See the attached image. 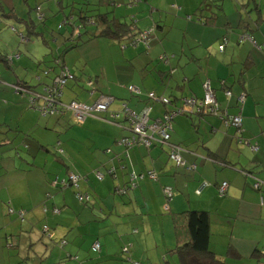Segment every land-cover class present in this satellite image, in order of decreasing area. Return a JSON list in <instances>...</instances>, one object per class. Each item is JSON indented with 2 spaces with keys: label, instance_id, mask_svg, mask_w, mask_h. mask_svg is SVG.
<instances>
[{
  "label": "crops",
  "instance_id": "obj_1",
  "mask_svg": "<svg viewBox=\"0 0 264 264\" xmlns=\"http://www.w3.org/2000/svg\"><path fill=\"white\" fill-rule=\"evenodd\" d=\"M28 1L25 0V8L20 11L10 7L11 10L6 12L0 4V12L17 22L0 20V34L8 29L13 32L8 34L13 37L9 47L16 50L17 35L28 42L27 46L18 47L20 51L16 55H9L7 49L0 46V264H45L40 257V246L37 251L32 249L35 244H41L45 248L43 254L48 252L45 238L40 237L42 223L67 225L68 237L76 236L73 243L63 246L64 249L55 246L60 252L54 257L50 253L46 264H99L100 261L115 264L111 258L119 256L124 248L129 252V262L132 258L142 264H157L152 262L155 254L159 256L185 239V233L179 239L174 220L187 210L209 214L211 249L224 264H264V0H100V4L106 6L101 11L115 9L110 18L130 23L134 20L140 31L141 22L156 27L148 50L142 43L133 45L135 50H127V47L110 50L109 41L119 42L95 37L91 43L108 46V50L88 54L73 49L66 51L65 43L70 37L66 36L65 27L69 25L62 28L65 42L60 56L74 75L75 84L71 88L78 83L82 90L86 87L91 92L88 101H81V94L73 99L70 94L73 91H69L65 98V88L60 98L63 105H91L92 101L106 95L101 92L97 97L95 93L99 92L100 82L107 80L108 87L104 90L109 94L106 96L113 98L109 107L111 112H120L123 105L136 112L149 107L151 121L157 122L181 106L182 98H202L205 81L212 80L223 113L243 117L242 132L226 126L216 117L176 115L170 141L182 148L183 160L187 165H194L195 170L176 167L169 158L168 147L122 148L118 140L129 136V124L125 120L127 125L119 128L92 116L75 127V119L69 112L53 113L58 118L53 114L42 116L28 106L25 98H19L10 90L15 84H27L36 92H42L58 74L54 68L44 77L46 67L41 70V64L48 52L44 50L39 56L29 45L32 35L41 36L47 48H50L51 39L35 30L32 22L34 9ZM59 6L62 7V3ZM72 14L73 11L67 19L73 17ZM38 17L43 19L44 15L39 12ZM21 22L29 32L18 27L14 31ZM85 31L92 35L93 28L88 27ZM49 32L53 36L54 33ZM247 35L249 37H244ZM53 38L58 45L59 39ZM221 46L225 47L224 51L220 50ZM165 56H170L169 60ZM119 59L126 60L124 69L118 66ZM100 60L101 67L93 69V62ZM130 61L131 65L127 64ZM78 65L82 68L79 69ZM108 68L116 75H127L125 84L139 87L143 95H132L128 87L116 81L110 84ZM15 71H23L24 77ZM95 72L97 76L101 75L96 80L90 75ZM223 82H227L232 90L231 98L226 96ZM150 93L170 98L172 103L164 105L150 100ZM242 93L246 95L245 101L238 103L237 96ZM114 104L119 110L113 109ZM241 137L246 139L245 144L240 143ZM54 144L56 151L52 147ZM50 150L56 156H51ZM32 154L35 157H31ZM65 155L70 156L69 160ZM212 160L225 162L230 167L216 165ZM113 168L115 176L108 172ZM94 169L105 174L102 182L107 185L109 193L128 184L133 172L138 175V185L125 195L126 198L112 199L109 193L100 196L103 205L98 208V201L93 203V215L83 222L78 207L61 211L70 201L61 203V208L57 205L59 200L52 196L55 188L51 187L54 178L50 172L57 173L56 178L60 180L69 172L80 174L86 177L87 184L93 181L98 192V180L89 173ZM151 171L157 175L156 179L150 178L148 172ZM245 172L252 175L247 176ZM256 181L263 184L261 189L255 187ZM224 183H228V188L225 194H221L220 187ZM165 187L173 189L169 201L163 193ZM81 188L88 190L85 185ZM41 204H45L48 211L42 212ZM52 205L60 211L54 213L50 210ZM9 207L15 214L8 213ZM20 211L25 212L23 217L18 214ZM68 214L77 220L65 219L69 223H64L62 219ZM96 214L105 217L98 221L94 219ZM105 218L110 221L103 222ZM93 221L100 223V235L94 242H100L101 251L97 254L105 255V261L93 260L94 242L91 251L87 249L88 256L79 249L81 244L76 246L77 239L87 235V227ZM184 223L181 218V226ZM78 233L83 236H77ZM157 235L160 241L156 239ZM71 252L77 254L78 260ZM124 263L127 262L118 261L117 264Z\"/></svg>",
  "mask_w": 264,
  "mask_h": 264
},
{
  "label": "rangeland",
  "instance_id": "obj_2",
  "mask_svg": "<svg viewBox=\"0 0 264 264\" xmlns=\"http://www.w3.org/2000/svg\"><path fill=\"white\" fill-rule=\"evenodd\" d=\"M0 1H1L0 4L4 6V9L6 10V12H9V10H11L10 7H12V9H17L19 11L22 10L23 8H25V0H0ZM28 2H29L28 3L29 6L34 9V10H32V12H33L32 22L34 23L35 30L37 32L45 33L44 35L46 36V38L47 39H51L50 48H47V47H45L46 43H45L44 40H42L41 36L32 35L31 36V41L29 42V45L32 48V50H34L39 56L43 55L44 50H47V52H48L47 56H45V58H44V63L41 64V66H42L41 70H43L46 67V69H44L43 71H45V70L49 71L51 68L56 67L55 69L60 71V66L58 67V65L56 64V62H57L56 59L60 58V53L64 49L63 44L65 42V37L62 35L63 34L62 29L60 30L59 27H60V25L62 23H64L65 19H67L69 17V15L71 14L72 11H73V14L79 13L80 9L84 8V6L87 3L93 4V0H29ZM59 3H62V7L59 6ZM72 6H74L75 9H73ZM172 7H174L175 9L177 8L176 5H173ZM110 9H113V8H110ZM113 10L115 11V9H113ZM39 12L44 15L43 19H40L38 17V13ZM77 15H79V14H77ZM0 20H7V21H11V22L17 23L12 18H6V16L2 12H0ZM144 23L145 22H141L140 23L141 24L139 26L140 29L146 30V29L150 28V25H145ZM17 27L20 30L24 31L25 33L27 31L29 32L28 27L23 22L19 23V25H17L15 28L13 27L15 29L14 30L15 32H16V28ZM75 27H78V26H75ZM65 28H67L66 36L70 37V33H71L73 28L71 26H68V27H65ZM49 31L53 32L54 33L53 36H56L59 39L58 45L56 44L55 39L53 38L52 34ZM63 31H65V29H63ZM8 34H13L11 29H8V30L4 31L2 34H0V46H4L7 49V51L9 52V55L19 54L20 50H18V47L19 46L25 47V46H27L28 42L23 40V39H21L20 35H17L19 43H18V46L16 47V50H14V48H10L9 45H8L9 42L13 38V37L9 36ZM98 39H100V38H98ZM22 40H23V42H22ZM28 40H30V38ZM90 40L93 41V36L88 35V34H83V36L81 37V40L72 41V42H70L68 40L65 43V47H69L72 44L74 46V49L72 51H74V50H75L74 52H79L80 51L82 54L83 53H87L88 54L90 52L92 53L95 50H98V51L108 50V46H104L103 47L98 42L91 43ZM81 45H82V47L78 48ZM114 47H116V49H119V50H124L123 49L124 43L123 44H119V43L114 44V42H110L109 41V49L113 50V49H115ZM127 48H128L127 50H135L134 49L135 47H132V46H128ZM23 52L26 55V52L25 51H23ZM131 63H132V61L127 62V64H129V65H131ZM101 64H102L101 60L98 61V62H96V61L93 62V69H97L98 67H101ZM118 66H120V68L124 69L126 67V60L119 59ZM2 67L4 68L3 65H2ZM78 68L81 69L82 66L78 65ZM15 72H17L20 77H24V75H25L23 71H15ZM106 72H107L108 77L110 79V84H113V81H116L120 85H125L126 87H128L129 84H125L126 80L128 79L127 75H124L122 73H119V74L116 75L115 71H112L109 68L106 69ZM125 74H126V72H125ZM90 75L93 77L94 80H96V78H98V77L99 78L101 77V75L97 76L96 72L94 74H90ZM78 76L81 77L79 74H78ZM89 79L90 78H87V80H89ZM72 81H70L68 83V86H66L65 98H66L67 93H69V91H73V92H70V94L73 95V99H77L78 94H81L82 98L80 100L81 101H88L90 99V97H91V92L89 91V89L84 86L85 90H82L80 84H78V83L73 88H71V86H73L75 84V81L74 80H72ZM69 84H70V88H69ZM7 85H9V84H7ZM100 85L102 87L101 86L98 87L99 92L95 93V94H97V97L100 96L101 92L105 93L106 95H109L108 92H106L104 90V89H106V87H108L107 86V80H106L105 83L104 82H100ZM95 89L96 88H94L93 90H95ZM10 90H12V89H10ZM12 92H14V91L12 90ZM18 97L19 98H23L20 94H18ZM98 98L94 102L92 101L91 105H94L95 103H97ZM5 101L6 100L4 99L3 102H5ZM27 103L29 104L28 100H27ZM113 109L114 110H119V107L116 104H114L113 105ZM138 112H141V111H138ZM74 126L78 127L77 124L74 125ZM52 147L54 148V151H56V149H57L56 145L54 144V146H52ZM50 151L52 152L51 156H56V155H54L55 152H53L52 150H50ZM47 155L49 156L48 153H47ZM65 156L69 160L70 156H68V155H65ZM31 157H35V155L32 154ZM43 158H44V156H43ZM32 160H33V158H32ZM44 164H45V161H44ZM38 167L43 169L42 166H38ZM48 172H49V170H48ZM89 172H91V170ZM50 173L52 174V177L54 178V181L56 182L57 173H53V172H50ZM70 174H72V173H70V172L67 173L65 175V178L63 180H60L59 184L66 183V181L69 180ZM85 175H87V173ZM92 176H93V174H92ZM94 177H95V175H94ZM97 178H99L98 174H97ZM93 183H94L93 181L91 183H89V184H87L85 181H81L80 182V184L82 186L85 185V186L88 187V190H87L88 192L87 193H89V195H86V202H84V203H82L80 198L77 195H75V193L73 191V187H69L66 190L55 189L53 191L54 193H52V196H53L54 199L59 200V202L57 204V205H59V207H60L61 203H65L66 200L70 201L68 206H65V207L61 206L62 208L60 207L61 211H63L65 208L69 209L70 207H73V206L78 207L80 212L82 213L81 221L86 222L87 220H89V215H93V213H92L93 212V203H96L98 201V205L97 206L99 208L100 206L103 205L101 203L102 201H101L100 196L105 197L109 193V189H108L107 185L105 183H103L101 181V179H100V181H98V183L95 182L96 183V188L99 189V191H98L99 193L97 191H95V188L93 187ZM109 195H110V197L112 199H114L115 197L116 198H126V196H120V195L119 196H115L114 193H112V192L109 193ZM45 207H46L45 204H41L40 209H41L42 212H43V210H45ZM50 210H52V207H50ZM104 214L107 215L106 213H104ZM64 217L65 218L62 219V221L64 223H69L65 219H72V220L76 219L77 220V218L75 216L71 215V214H68V215H66ZM96 217H99V218H96ZM104 217L105 216H103V215L99 216V215L96 214L94 219H97L98 221H102V219H104ZM107 221H110V219L109 218H105V221H103V222H107ZM98 224H100V223H97L96 221H93V224L88 225V227H87V231H86L87 235L77 239V241H76V243H77L76 246H78V244H81L78 247H80L79 249H82L84 253L85 252L87 253L89 248H90V251H91L92 242H94L96 240V237L98 235H100L99 234V230H98ZM46 225L49 227V231L45 230V226ZM40 229H42L40 237H42L43 240L45 238L46 242H44V243L49 246L48 247V252L43 254L45 248L41 244H35L32 249L34 251H37L36 248L40 246V248H41L40 257L43 260V263H45V264L48 263L49 259H46V258L48 257V255L50 253H52L53 254L52 257H54L56 254H58V252H60L58 247L64 249V247H62V245H61L63 240H66L67 244H68L69 242L73 243L74 239L76 238V236L68 237V235L66 233H67V231H69V227L67 225L66 226H63L61 224H60V226L48 225V224H44L43 225V223H42L41 226H40ZM91 235L93 237L92 238L93 240H91ZM77 236H83V235L78 233ZM129 237H132V235H129ZM126 238H127V236H126ZM156 239L158 241H160V236L157 235ZM152 241H153V239H152ZM159 244H160V242H159ZM55 246H58V247H55ZM160 246L162 247L161 244H160ZM66 247H70V246L67 245ZM123 252H124V250H123ZM123 252H121L119 254V256H117L115 258H111V260H114L112 262H115V264H117L118 261L119 262H123L124 261V262H127V263H124V264H133V262H134V264H137V262H135V260H132V258H131V260L129 262L128 261V259H129L128 256H130V255L128 253H123ZM71 253L70 254L72 255V257L75 260H78V258H76L77 254H75L74 252H71ZM97 253L98 252H94L93 253V260H97V259H102L103 261L106 260L105 259V257H106L105 255L100 256V254H97ZM87 256H88V253H87ZM165 258H167V260L171 261L173 264L176 263V262H173L174 261L173 258H175V255H173L170 252V250H166V251L162 252L159 256H157V254H155L152 257V262H155L157 264H163ZM110 262L111 261H109V262L107 261L106 263H110ZM140 263H143V262L140 261ZM99 264H104V262L100 261Z\"/></svg>",
  "mask_w": 264,
  "mask_h": 264
},
{
  "label": "trees",
  "instance_id": "obj_3",
  "mask_svg": "<svg viewBox=\"0 0 264 264\" xmlns=\"http://www.w3.org/2000/svg\"><path fill=\"white\" fill-rule=\"evenodd\" d=\"M103 7H106V6L105 5H101L100 4V0H97V3H93V4L87 3L84 6V8L80 9V12L77 13L79 15L72 14L71 15V16H73V17H71L72 19L71 18L66 19L64 21V23H62L60 25L59 28L62 29L64 26H67V25H69V26H71L73 28V31H72L73 33H72V35H70V38L67 39V40H69L70 42L81 40V37L83 36V34H87V32L85 30H87L88 27H89V28H93V32H92V35H91V36H93V38L101 37V38H106V39H111V40H114V41H118L119 44H123L124 43V47L133 46V45L136 46L139 43H142V44H144V46L146 47L147 50L150 49L151 36L154 35L155 30H156L155 26H152V27H150V28H148L146 30L140 31L136 27V22L134 20H132L131 23H130V22L126 21V20L125 21L124 20L121 21L118 18H114V17L110 18L114 11L113 10H108L107 12H103V11H101V8H103ZM40 19H42V18H40ZM73 19H74V21H73ZM69 20H70V22H69ZM76 21H78L80 24L76 23ZM75 26H78V27H75ZM145 31H149L150 32L149 35L146 36V41H147L146 44L143 43V39H142V42H141V35ZM22 38L24 40L26 39L24 37H22ZM71 49H74V46L72 44L69 47H66V51H69ZM224 49H225V47H224ZM221 51H224V50H221ZM169 57L170 56H168V57L165 56V58L166 59L168 58V60H169ZM11 59H9V61ZM160 59L163 61L164 57H160ZM56 61H57L56 64L58 65V67L60 66V71H58V74L53 79L52 85L55 82V80L60 76V74L62 72V68L64 67L62 56H60L59 59H56ZM54 68H56V67H54ZM54 68H51L49 71H47V70L43 71L44 77L48 76L50 74V72ZM167 75H169V73H167ZM0 76H1V73H0ZM206 81L210 82L211 87H212V91H213V93L215 95V89H214L212 80L211 79H207ZM69 82L70 81H68V83ZM68 83H67V85H68ZM220 84H222V83L220 82ZM223 85H224L223 87H224V91H225L226 96L228 98H231L233 96L232 90L229 89V86L227 85V82H223ZM13 86H19L22 89V90H18L19 93H17L15 87H11V89L15 93L20 94L23 98L28 100L29 104L28 103L27 104H28L29 107H31L32 106V104L30 102L31 94L28 93L27 91H24V90L27 89L30 92H36L34 90V88L32 89L30 86H27V84L26 85L25 84H22V85L15 84ZM50 86H51V84H50ZM46 88H47V86L44 87V89H46ZM37 93L42 95L44 93V91L37 92ZM142 93H143V91H142ZM243 93H245V92H243ZM205 94H206V91L204 89V96L202 98H198V99L194 98V97H192V98H184V99L182 98L181 99V106L177 107L176 110H178L180 108H183L185 106L186 100L195 99V100H197V105L195 106L193 112H191V113L190 112L189 113H182V114L187 115V116H197V115L198 116H204V117L205 116H212V117L219 118L225 124H226V119H227L226 116L224 115L225 113H227L228 117H234V116H230L228 114V112L223 113V110H222L223 108L220 105V103L218 102V99H217L216 95H215L216 101L218 102L219 106L221 107V110L219 111V109L218 110L214 109L213 111L212 110L210 111V109H209L206 112L202 111L203 113L202 112L198 113L197 109H199V108L202 109L203 108L202 106L200 107V103L204 101ZM242 94L237 96V102L238 103H239V97ZM51 95L53 96L54 100H56V101L60 100L59 94H57L56 92H52ZM102 96H106V95H102ZM167 99L169 100L168 104L167 103H162V102H160V103H162L164 105L171 104L172 103L171 99L170 98H167ZM84 105H86V104H84ZM43 106H44L43 102L41 101V102L35 103V105H34V107H32V109H35V110L39 111L40 114L43 116L42 112L39 110ZM87 106H92V105H87ZM176 110L170 111L168 114H170L172 112H175ZM60 112L61 113H57V114H64V113L67 114L69 112L70 115L73 117V113L71 111H69V110L61 109ZM112 112H116V111H112ZM106 113H107V115L109 114V117L107 115H105ZM55 115L56 114H53V116H55ZM178 115H180V114H178ZM45 116L50 117L52 115L47 114ZM94 116L98 117V119H100L102 121L108 122L109 124H111L113 126H116V127H119V128H124L127 125L123 121V120H125V116L123 114L120 115V118H118L116 120L115 119L112 120L111 111L110 110H108V112L94 114ZM56 117L58 118L57 115H56ZM73 119H74V117H73ZM229 126H232V125H229ZM127 130L129 132V136H127V137H130L132 135V133L130 131L129 125L127 127ZM238 131L242 132V130H238ZM123 138H126V137H122L121 139H119L118 140V144L122 148H124L125 150H130V149H132L134 147L143 146L142 144H138V145L131 146V147H129L127 145H123V144L120 143ZM245 141H246V139H243L241 137L240 143L241 144H245ZM158 145H160V147H168L169 148V158H170V160H172L174 162L176 167L186 168L187 170H195L196 169L194 165H187V163L184 160L182 161L181 164H177V162L173 159V157H172L173 154H174L173 153V151H174L173 146L177 147L180 150L179 153L181 155L182 148H180L179 146H177L175 144H172L171 141H168L167 143H164V144L157 143L156 145H153V146H158ZM153 146H151L149 148H152ZM212 162L215 163L216 165H220L222 167H230L225 162H218L217 160H212ZM112 170L113 171L110 170L108 172L111 173V174H114V176H115V173H116L115 169L113 168ZM89 173H90V175L94 174L96 178H97V174L101 175L103 177V179L105 177V174L99 169L91 170V172H89ZM148 173H149L150 178H151V173H154V172L151 171V172H148ZM72 174H74V175H76V176H78L80 178L77 187L72 185L69 180L66 181V183H64V184H59L60 183V179L59 178H57V181H59V182H57L56 185H55L54 184L55 181L53 180L51 182V186L53 188H55V189H58V190H64V189H66L68 187H73V191H74L75 195H77L78 197L81 194L85 195V196L89 195V193H87L88 191L87 190H83L81 188V184H80L81 181H85L86 177H84V176H82L80 174H75V173H72ZM137 176L138 175H136L134 172L131 173L130 174V182L128 184H126L125 186H120V187L115 188L114 189V194L118 195V196L119 195L120 196H125L130 191H134L136 189L137 185H138V183H137L138 177ZM155 176H157V175L155 174ZM103 179H101V181ZM97 180L100 181L99 178H97ZM259 189H261V188H259ZM169 191H171V195H169V193H168ZM163 193H164V195H165V197L167 198L168 201L172 199V197H173V189L171 187H165L163 189ZM81 202L82 203L86 202V199L81 200ZM9 208H11V207H9ZM46 211H48L47 207H45V212ZM52 211L54 213H58L60 210L55 205L54 206L52 205ZM56 211H58V212H56ZM181 218H184V221H185L184 225H182V226L180 224ZM174 221H175L176 227L178 229L177 233H178V236H179L180 240H181L180 237H182V235H184V233H185V239L183 241H179L177 246L174 249L170 250V252L173 255H175V258H173V260H174L173 262H176L175 264H224V262L220 258H218V256L211 249L210 217H209V214L206 211L187 210L186 212L179 214L175 218ZM45 230L49 231V227L47 225L45 226ZM96 242H99V241H96ZM96 242H94L93 245ZM66 244H67V241L63 240L61 245L63 247ZM123 253H128L129 254V252L127 250H125V248H124V252ZM137 264H142V263L137 262ZM163 264H173V263L171 261L167 260V258H165Z\"/></svg>",
  "mask_w": 264,
  "mask_h": 264
},
{
  "label": "built area",
  "instance_id": "obj_4",
  "mask_svg": "<svg viewBox=\"0 0 264 264\" xmlns=\"http://www.w3.org/2000/svg\"><path fill=\"white\" fill-rule=\"evenodd\" d=\"M149 31H145L142 35H141V42L143 39V43H147L146 41V36L149 35ZM244 37H249L244 36ZM249 39V38H248ZM221 50H224V46H221L220 48ZM74 79V75L71 73V71L65 67L62 68V72L60 74V76L55 80V82L53 83V85H51L50 87L47 86L46 89H44V93L38 94L37 92H30L29 90H24L27 91L28 93L31 94V98H30V102L32 104L31 108L34 107L35 103L38 102H43V107L41 109H39L42 114L45 116L47 114H53V113H61V109H66L69 110L73 113V117H74V121L77 124H82L85 122V120L89 117L94 116V114H99V113H104V112H108L109 107L113 101V98L109 97V96H101L97 103H95L92 106H87L84 104H77L74 103L72 105H63V103L61 104L60 100L56 101L54 100L53 96L51 95L52 92H56L57 94H59V98H61L63 90L66 88V85L68 83V81H71ZM11 87H15L17 93L18 90H22L19 86H11ZM205 87V99L203 102L200 103V107L202 106L203 108H199L197 109V112H206L207 110L210 109V111L216 109L219 111L221 110V107L219 106L218 102L216 101V97L212 91V87L209 81H206L204 84ZM129 91L134 95V96H141L143 93L140 90V88L136 87V86H129L128 87ZM230 94V93H229ZM150 100H154L156 102H162V103H169V100L167 98L164 97H159L157 96L155 93H150L149 95ZM246 95L242 94L239 97V103H243L245 101ZM197 105V100L195 99H189L186 100L185 102V106L183 108H180L178 110H176L175 112H172L170 114H167L162 120L158 119L159 121H155L152 122L151 118L149 116L150 113V108L147 107L145 108L143 111H141L140 113L131 110L130 108H128V106L124 105L122 110L120 112H111V118L113 119H118L120 118V115L123 114L125 116V120L129 123V128L130 131L132 133V135L130 137H126L123 138L122 141L120 142L123 145H127L129 147L131 146H135L138 144H142L143 146L146 147H151L153 145H156L157 143H167L168 141H170L171 139V131L172 129V121L174 119V117L178 114H182V113H191L193 112L195 106ZM202 112V113H203ZM226 116V125H232L234 126L237 130H242V126H243V117L241 115H237L234 117H228L227 113L224 114ZM173 159L177 162V164H181L183 159L179 153V149L178 148H173ZM98 177L100 179H103V177L101 175L98 174ZM151 178L155 179L156 176L154 173H151ZM254 178V177H253ZM79 177L71 174L69 176V181L71 182L72 185H74L75 187L78 186L79 183ZM255 179V178H254ZM59 182L56 180V182H54V184L56 185V183ZM205 187V185H203ZM261 186H263V184L260 181H256L255 182V187L257 188H261ZM221 194H225L226 193V189L228 188V183H224L221 187ZM169 195H171V191L168 192ZM80 200H84L86 199L85 195H79ZM264 203V200H263ZM9 214H15V211L12 208L8 209ZM58 212V211H56ZM24 211H20L18 212V214L23 217L24 215ZM48 231V230H46ZM93 250L95 252H100L101 251V244L100 242H96L93 245Z\"/></svg>",
  "mask_w": 264,
  "mask_h": 264
},
{
  "label": "water",
  "instance_id": "obj_5",
  "mask_svg": "<svg viewBox=\"0 0 264 264\" xmlns=\"http://www.w3.org/2000/svg\"><path fill=\"white\" fill-rule=\"evenodd\" d=\"M124 106V105H123ZM127 106V105H126ZM129 108V107H128ZM132 110V109H131ZM245 175H247V176H250V175H252V174H250V173H248V172H245ZM252 177V176H251Z\"/></svg>",
  "mask_w": 264,
  "mask_h": 264
},
{
  "label": "flooded vegetation",
  "instance_id": "obj_6",
  "mask_svg": "<svg viewBox=\"0 0 264 264\" xmlns=\"http://www.w3.org/2000/svg\"><path fill=\"white\" fill-rule=\"evenodd\" d=\"M52 85V84H51ZM48 87H50V85H47ZM44 91V90H43Z\"/></svg>",
  "mask_w": 264,
  "mask_h": 264
}]
</instances>
